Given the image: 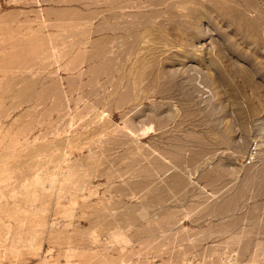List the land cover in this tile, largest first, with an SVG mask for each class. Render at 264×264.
<instances>
[{
    "label": "rangeland",
    "instance_id": "374dc122",
    "mask_svg": "<svg viewBox=\"0 0 264 264\" xmlns=\"http://www.w3.org/2000/svg\"><path fill=\"white\" fill-rule=\"evenodd\" d=\"M0 264H264V0H0Z\"/></svg>",
    "mask_w": 264,
    "mask_h": 264
}]
</instances>
